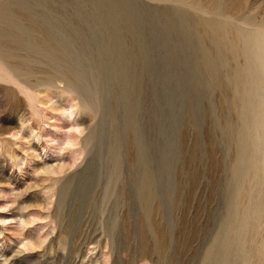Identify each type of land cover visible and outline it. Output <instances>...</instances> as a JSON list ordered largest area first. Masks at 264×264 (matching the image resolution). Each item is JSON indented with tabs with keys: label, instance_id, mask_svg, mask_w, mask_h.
<instances>
[{
	"label": "rangeland",
	"instance_id": "374dc122",
	"mask_svg": "<svg viewBox=\"0 0 264 264\" xmlns=\"http://www.w3.org/2000/svg\"><path fill=\"white\" fill-rule=\"evenodd\" d=\"M56 1L67 2L57 18L67 12L76 19L73 4L84 0ZM139 1L146 9L189 11L203 49L191 58V78L182 51L153 42L152 91L140 83L125 106L110 100L117 124L100 111L103 77L93 63L82 81L76 70L35 61L39 54L11 36L0 48V264H206V255L213 261L242 151L240 95L248 75L264 81V0H217L225 10L219 14L188 4L202 0ZM208 20L222 30L208 32ZM90 35L101 47L100 36ZM152 145L165 167L162 202L146 201V170L127 168L150 161ZM260 151L263 206L256 252L252 227L246 231L249 264H264V126ZM116 155L121 163L114 169ZM90 168L101 179L79 193ZM132 179L128 196L121 186Z\"/></svg>",
	"mask_w": 264,
	"mask_h": 264
},
{
	"label": "bare ground",
	"instance_id": "6f19581e",
	"mask_svg": "<svg viewBox=\"0 0 264 264\" xmlns=\"http://www.w3.org/2000/svg\"><path fill=\"white\" fill-rule=\"evenodd\" d=\"M170 1L179 4L188 3V0ZM65 3L67 2L58 4L56 0H0V26L7 25L0 27V48L6 46L7 36H11L13 43L20 48L30 49L39 54L40 58H35V61L41 64L48 61L52 66L66 68L72 72L76 70L82 81L87 63H93L103 77L98 92L100 111L105 116H111L114 124L118 122V111L115 114L114 109L110 107V100L116 101L119 104L118 108L125 106L133 96L134 87H139L140 83L143 84L147 94L152 91L150 84L154 77L151 55L153 42L158 41L159 45L172 52L182 51L191 67L189 77L195 76L197 69L191 58L199 49L202 50L203 46L200 40L194 37L197 30L195 19L182 7L165 6L146 9L139 0H84L73 4L78 12L76 19L67 12L62 13L61 18H57L56 9L59 6L63 8ZM188 4L206 13L219 14L225 11L217 0H202ZM204 25L212 34L222 30L212 20L206 21ZM35 32L42 37V41L33 35ZM92 33L100 36L101 47L94 46L95 43L90 38ZM125 115L127 117L128 112H125ZM100 139L97 134L94 143H98ZM119 144L118 138L112 141L110 145L112 153H115V145L119 146ZM151 149L150 161L146 160L143 163L132 161L127 166L128 173L137 174L146 170L147 176L142 181L145 189L144 197L146 201H150L156 196L162 202L166 195L165 167L162 157L154 154V145ZM260 150L261 145L258 152H261ZM258 160L257 169L260 158ZM113 163L111 168L115 169L121 163L120 156L116 155ZM90 169L92 171L88 175V183L79 184V193L89 192L93 182L101 179V174L96 168ZM134 180L124 181L121 186L128 196L131 195V185L134 184Z\"/></svg>",
	"mask_w": 264,
	"mask_h": 264
},
{
	"label": "water",
	"instance_id": "95a60500",
	"mask_svg": "<svg viewBox=\"0 0 264 264\" xmlns=\"http://www.w3.org/2000/svg\"><path fill=\"white\" fill-rule=\"evenodd\" d=\"M240 106L242 110L240 126L242 151L239 164L235 173L232 174V197L221 227L224 232L218 243L219 247L215 251V257L213 261H209V264H249L252 262L253 260L249 261L245 253V236L250 226L253 233L251 247L254 252L258 245L256 234L260 223L258 211L261 210L263 202L257 163L260 158L258 150L264 126V81L260 77L248 75L240 95ZM216 237L210 245L211 248L216 244ZM254 256H257L256 253L252 255L253 259ZM205 261L208 264L207 255Z\"/></svg>",
	"mask_w": 264,
	"mask_h": 264
}]
</instances>
